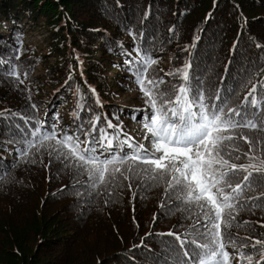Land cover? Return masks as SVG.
<instances>
[{"label":"trees","instance_id":"trees-1","mask_svg":"<svg viewBox=\"0 0 264 264\" xmlns=\"http://www.w3.org/2000/svg\"><path fill=\"white\" fill-rule=\"evenodd\" d=\"M36 33L43 35L38 46ZM257 44L264 46V0H0V264H175L174 238L162 234L190 231L194 217L167 200L164 185L134 181L131 191L89 196L77 183L86 177L50 148L32 149L25 159L19 150L36 119L45 128L55 123L58 136L92 124L94 136L124 130L108 121L142 130L144 113L136 110L145 100L126 63L140 59L137 49L157 60L152 74L178 84V74H166L188 63L194 84L219 90L236 106L245 83L264 79V47ZM13 65L23 84L7 75ZM124 97L134 102L118 105ZM261 225L264 208L245 209L229 231L250 243L246 237L264 239ZM226 250L230 264H247ZM258 259L253 254V264Z\"/></svg>","mask_w":264,"mask_h":264},{"label":"snow or ice","instance_id":"snow-or-ice-1","mask_svg":"<svg viewBox=\"0 0 264 264\" xmlns=\"http://www.w3.org/2000/svg\"><path fill=\"white\" fill-rule=\"evenodd\" d=\"M140 51L137 49L139 60L126 63L145 100L146 108L136 111L144 113L143 140L147 145L135 141L123 129L113 136L100 129L94 136L95 124L87 130L81 126L71 134L62 130L58 136L55 123L45 128L36 119L30 138L25 140L26 147L19 150L20 158H27L32 149L39 152L50 148L49 155L55 154L65 168L86 177L77 183L86 191L90 189L89 196L100 195L103 189L111 197L115 189L125 186L131 191L134 181L144 188L164 185L167 200L178 202L175 207L182 205V210L194 217L190 231L162 234L174 238L175 264H230L228 247L247 264H253V254L259 256L255 264H264V239L249 236L245 240L250 243H245L229 231L240 211L264 208V135L253 137L243 131L264 133V79L258 84L251 80L245 83L247 94L232 106L230 97L222 96L219 90L213 93L199 81L194 84L189 76L190 64L166 74H178L180 83L166 82L149 71L157 60L148 53L140 55ZM7 75L20 84L24 82L15 65ZM107 127L114 131L120 128L111 121ZM53 140L54 145L48 143ZM240 140L246 149L240 146ZM166 206V201L160 205ZM249 247L251 253L242 250Z\"/></svg>","mask_w":264,"mask_h":264},{"label":"rangeland","instance_id":"rangeland-1","mask_svg":"<svg viewBox=\"0 0 264 264\" xmlns=\"http://www.w3.org/2000/svg\"><path fill=\"white\" fill-rule=\"evenodd\" d=\"M32 39H34L35 41V45L34 46H38L40 45V41L43 40V35L40 34V33H36L34 34V36L31 37ZM163 60V59H162ZM164 64V63H163ZM39 72L38 70H36V73ZM135 87H130L129 90L130 92L134 93L136 92V90H134ZM101 103V101H99ZM134 102V98L133 97H124L123 100H121L118 105H126V104H130ZM125 123L124 126H120V127H124V133L126 134H131V137H133L135 139V141H139V142H143L145 144H147V141H142L141 138H142V134H144V130L140 129L139 126H135V124H131L132 122H126V121H122ZM116 123V122H115ZM114 124V123H113ZM116 125V124H114ZM231 231H233V227H231Z\"/></svg>","mask_w":264,"mask_h":264}]
</instances>
